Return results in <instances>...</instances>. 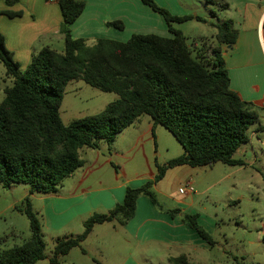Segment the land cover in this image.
<instances>
[{
  "label": "trees",
  "instance_id": "16d2710c",
  "mask_svg": "<svg viewBox=\"0 0 264 264\" xmlns=\"http://www.w3.org/2000/svg\"><path fill=\"white\" fill-rule=\"evenodd\" d=\"M4 1L9 7L20 2ZM141 1L164 17L172 37L133 34L126 42L100 38L89 44L86 39L75 38L71 30L85 9V2L59 0L64 50L45 47L23 71L0 32V60L6 77L13 82L5 89L0 104V185L26 184L30 195L57 193L67 178L85 166L81 156L84 149H98L101 143L113 145L117 136L143 115L151 117L154 127L161 125L169 130L184 150L167 163L157 164L158 173L153 179L140 187L127 186L123 203H117L107 213L91 215L81 234L57 238L51 257L46 253L41 220L30 196L26 197L18 210L29 219L30 237L20 245L0 248V264H38L44 260L60 264L72 250L82 247L95 226L112 221L127 225L135 217L137 201L143 196L167 212L158 200L155 186L170 169L216 163L245 165L235 156L249 143L250 129L259 122L256 104L232 89L220 46L192 48L175 26L205 19L174 15L155 0ZM108 26L124 28L120 21ZM213 26L219 44L232 47L237 42L239 32L232 20ZM73 81H83L119 97L99 114L64 124L60 110L67 86ZM168 213L180 216L211 246L214 244L198 224V216L178 208ZM169 261L194 264L185 256Z\"/></svg>",
  "mask_w": 264,
  "mask_h": 264
},
{
  "label": "crops",
  "instance_id": "0c3cea01",
  "mask_svg": "<svg viewBox=\"0 0 264 264\" xmlns=\"http://www.w3.org/2000/svg\"><path fill=\"white\" fill-rule=\"evenodd\" d=\"M81 1L86 4L85 9L71 26V30L75 38L86 39L89 44H93L100 38L126 42L133 34L173 36L169 32L164 17L143 4L141 0ZM155 1L174 15H189L186 13L187 9L181 0ZM191 1L189 0V2ZM186 6L187 8L195 6L192 8L196 9V5L192 2L191 5L186 4ZM7 12L18 15L10 17L6 14ZM191 16L198 17L199 15L196 11ZM227 20H232L235 25L234 19L229 18ZM116 21L122 22L124 28L108 26V23ZM208 22L205 20V24ZM210 24L213 26L214 23L211 22ZM238 26L235 29L238 30L239 36L232 47L218 43L216 39L217 29L214 26L216 31L214 34L212 33L211 38L198 35L195 40L208 47L220 46L222 48V56L229 71L232 89L239 92L244 100L256 104L260 120L250 129V141L246 145H250L251 150L257 155L253 138L255 137L257 142L264 146L262 139L264 124H261L263 116L260 115V112L264 113V4L247 3L243 10V23H238ZM62 29L63 16L59 0L54 2L49 0H20L19 3L11 7L7 6L4 0H0V32L5 37L7 49L12 52L14 60L20 64L23 71L29 66L33 56L45 47H50L59 52L64 50L65 35ZM198 46L200 45L195 43V49H198ZM135 124L119 134L113 145L107 144L108 149L110 151L116 149L118 152L115 148L118 141H125L129 135L136 136V139L142 136V134L136 133ZM153 129L156 130V127L152 121V134ZM246 145L237 152L236 159L245 161L243 157H245L246 150L244 147ZM88 150L90 152L87 154L97 157L92 163L97 170L104 163L113 164L112 159L107 158L104 154L102 144L98 149ZM82 154L81 152V156ZM87 162L74 174V177L78 173L80 176L79 181H76L73 187L66 189V185L63 184L58 192L53 194L35 193L30 195L29 190L27 195L31 198L34 212L43 218V229L46 228L54 232L69 230L66 236L79 235L84 231V222L91 215L107 213L117 203L124 202L127 186L140 187L155 177V174L152 173L138 174L135 178H127L114 184L106 185L103 181L100 182V186H94L88 179V175L92 171L87 170ZM220 164L222 163L207 167L182 166L170 169L164 179L169 174L175 175V189L169 197L170 202L165 203V208H178L183 213L194 214L196 198L210 191L214 186L221 185L225 179L230 178L231 174L234 173L228 167L235 166L226 164H223L226 166H220ZM164 179L155 186L156 192L159 191L160 183ZM203 180L207 185L202 189ZM190 181L195 191L180 193V189L185 188ZM98 231L107 232L102 242L105 244L110 242L108 248H104L103 243L100 250L101 257L106 261L95 257L93 251L87 246L80 248L83 255L95 264H170L171 258L181 256L187 257L191 263L204 264L200 255L201 250L212 248L197 231L185 224L180 216L172 217L170 214L158 211L154 204L144 196L138 199L135 217L127 225L122 226L117 221L97 225L83 245ZM29 237L30 235H17L14 246L22 244ZM0 239L3 240L0 248L4 249L2 244L6 239ZM72 251L62 258L60 264L69 263Z\"/></svg>",
  "mask_w": 264,
  "mask_h": 264
},
{
  "label": "rangeland",
  "instance_id": "374dc122",
  "mask_svg": "<svg viewBox=\"0 0 264 264\" xmlns=\"http://www.w3.org/2000/svg\"><path fill=\"white\" fill-rule=\"evenodd\" d=\"M181 1L187 9V14L194 15L197 11L199 16L209 21L208 24L197 20L175 24L187 37L192 48H195V43L200 45L199 48L205 45L195 40L196 36L204 35L211 38L212 33H215L216 29L211 26V22L217 24L232 18L235 20L234 28H237L238 23H243V10L247 3L264 4V0H192V4L196 5L195 9L192 8L195 6L187 8L186 4L191 5L189 0ZM212 12L215 13L214 16ZM12 84V80L6 77L5 66L0 60V104L5 97V89ZM118 97L115 93L102 92L83 81H73L67 86L61 106L62 121L69 124L75 119L99 114ZM260 115L263 116L261 124H264V113L260 112ZM135 126L136 133L142 136L136 139V136L129 135L125 141H118L115 145L118 152L116 149L110 151L106 143H101L104 146V154L112 159L113 164L104 163L97 170L92 165L97 157L87 154L90 152L88 149L82 151V158L85 162L88 161L86 168L92 171L88 179L94 186H100V182L103 181L106 185L114 184L120 180L135 178L138 174L152 173L156 176L157 164L163 165L184 152L180 143L165 127L157 125L154 130L155 136L152 134L151 117L141 116ZM262 139L264 140V135ZM253 145L257 155L251 150L250 145H246L243 157L245 165L228 167L234 172L230 178L196 198L193 215L198 216V224L214 242L210 250L207 248L201 250L200 255L204 264H264V146L257 142L255 137ZM220 166L226 165L222 163ZM79 174L65 180L66 189L79 181ZM175 181V175L169 174L160 183L159 191H155L161 206L167 210L161 211L155 206L158 211L169 214L170 209L164 205L170 202L169 197L175 189ZM202 185V189L207 185L205 180ZM29 190L30 187L26 184H13L9 187L0 185V238L6 239L2 244L4 248L13 247L17 235H30L29 219L18 210L23 207ZM39 218L43 228V218L40 216ZM68 231L54 232L43 229L46 253L49 257L52 256L57 238L66 236ZM106 235L107 232L98 231L84 245L82 244V247L87 246L95 257L106 261L100 253L104 243L102 240ZM108 243L106 242L107 246L104 243V248H108ZM106 250L108 252V249ZM87 258L80 248H76L72 251L68 264H95ZM38 264L50 263L44 260Z\"/></svg>",
  "mask_w": 264,
  "mask_h": 264
},
{
  "label": "built area",
  "instance_id": "2783aa9c",
  "mask_svg": "<svg viewBox=\"0 0 264 264\" xmlns=\"http://www.w3.org/2000/svg\"><path fill=\"white\" fill-rule=\"evenodd\" d=\"M50 2H54V1H56V0H49ZM195 190H194V187H193V184H192V182L190 181V182H188V184H187V186L185 187V188H181L180 189V193H182V194H184V193H186V192H194Z\"/></svg>",
  "mask_w": 264,
  "mask_h": 264
}]
</instances>
